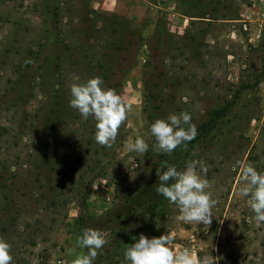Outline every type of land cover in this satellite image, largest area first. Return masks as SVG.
I'll return each mask as SVG.
<instances>
[{
	"label": "rangeland",
	"instance_id": "obj_1",
	"mask_svg": "<svg viewBox=\"0 0 264 264\" xmlns=\"http://www.w3.org/2000/svg\"><path fill=\"white\" fill-rule=\"evenodd\" d=\"M263 53L264 0H0V238L12 264L87 254L77 220L86 191V227L108 241L92 264H127L141 233L171 234L174 251L217 264H264V223L237 193L238 161L264 172ZM93 77L132 105L111 148L69 106L71 84ZM181 112L197 136L157 153L151 123ZM137 136L145 154L124 148ZM165 160L207 167L210 226L178 220L162 196L144 204Z\"/></svg>",
	"mask_w": 264,
	"mask_h": 264
},
{
	"label": "clouds",
	"instance_id": "obj_2",
	"mask_svg": "<svg viewBox=\"0 0 264 264\" xmlns=\"http://www.w3.org/2000/svg\"><path fill=\"white\" fill-rule=\"evenodd\" d=\"M26 64L33 63L26 60ZM100 77L89 78L83 83H72L70 86L69 106L76 109L82 119L90 116L95 121V142L103 147L111 148L119 134V129L128 119L132 105L114 89L103 87ZM151 136L154 137L157 153H172L182 144L190 142L197 136V128L192 123L191 115L187 112L170 114L166 119H156L150 125ZM128 152L145 154L149 145L137 136L124 142ZM242 186L237 193L248 197L247 204L255 214L257 226L264 223V172H258L250 163L238 161ZM197 168L200 171H197ZM208 169L203 162L192 160L183 170H178L168 161H162L156 169L158 185L156 193L164 197L179 211L178 220L186 224H201L210 226L212 209L217 201L212 193L207 191L210 182L204 178ZM203 173L204 175H202ZM96 188V185L93 186ZM173 235L163 234L149 238L139 235L135 243L128 245L123 255L127 264H217L218 258L205 256L200 258L185 248L174 251L171 247ZM108 243L104 233L93 228H85L78 237L81 248L88 250L87 254L77 255L71 264H92L98 256V250ZM11 245L0 238V264H12Z\"/></svg>",
	"mask_w": 264,
	"mask_h": 264
},
{
	"label": "trees",
	"instance_id": "obj_3",
	"mask_svg": "<svg viewBox=\"0 0 264 264\" xmlns=\"http://www.w3.org/2000/svg\"><path fill=\"white\" fill-rule=\"evenodd\" d=\"M263 60H264V53H263ZM224 110H225L224 108L215 110L213 115H212L211 120L200 125V130H201L200 133L201 132L202 133L206 132L208 130L209 125H210L209 123L212 122L215 118H218L221 114H223ZM153 178H155V179L154 180L151 179L150 183L148 184V187H143L144 190H145V195L147 197L144 200V201H146L144 204H148L150 207L154 206V203L156 202L154 200L157 199V197H158V194L156 193V188L155 187H157V184L159 183V181H158V177H157L156 173L153 176ZM150 191H151V194L148 195ZM159 196L161 197V195H159ZM86 197H87V191H86V193L84 195V199L85 200H86ZM85 200H82V205H83L82 208H83V210H81L79 212L78 217H77V220H78V223H79L80 234H82L83 230L85 228H87L86 224L91 222L90 221L91 216L88 215L87 207L85 206ZM144 204H142L141 207H140L142 209V207L144 206L143 210L148 208V206L144 205ZM100 223H103V222L100 220Z\"/></svg>",
	"mask_w": 264,
	"mask_h": 264
}]
</instances>
